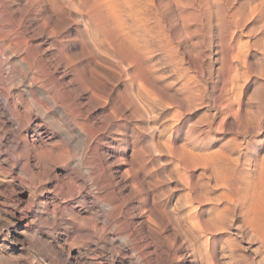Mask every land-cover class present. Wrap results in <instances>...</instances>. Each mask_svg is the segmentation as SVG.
Instances as JSON below:
<instances>
[{
	"label": "rangeland",
	"instance_id": "obj_1",
	"mask_svg": "<svg viewBox=\"0 0 264 264\" xmlns=\"http://www.w3.org/2000/svg\"><path fill=\"white\" fill-rule=\"evenodd\" d=\"M66 1L69 3L64 4ZM83 1L0 0V31L7 32L11 28V32H9L11 33V37L13 34V41H10L12 49L17 50V45H20V48H25L26 51L24 53L28 54L29 64H32L34 57L36 64H39L38 69L36 68L37 70H34V72L36 71L35 73L39 76L45 75L44 77L48 81H51L54 93L58 92L59 96L63 97H60V99H65L64 102L71 104V107L75 111L74 114L77 115L79 120L86 121L84 126L86 133H95V139L91 142L88 152L89 159L87 158L86 160L89 161L88 163L91 166L92 162L96 161L94 157H97L102 163L106 177L113 181V189H111L114 191L116 198H118V201L121 198L124 200L123 205L128 210V215H126L127 221L132 222L137 230L141 228L140 223L143 220V215L139 207L140 204H138V197L140 199L143 196L138 180H141V176L144 175L146 176L144 178L146 180L150 176L157 177L160 180V177L163 175L167 178L166 185H169V189L165 190L164 183L159 182L157 183V190L166 195L165 197L170 203H173L178 198L177 196L181 195L179 197H182L183 193H186V190L187 192H191L192 195L203 192L202 210L204 218L213 214L210 209L211 203L214 201L213 199H216L217 195L215 193L219 192L218 196L220 195V197L217 196L219 200L217 201L218 205L220 208L222 206L224 211L226 210L224 212V226L226 230L221 232L220 238L222 241H226L227 237L230 236L235 238L239 245L236 246L237 248L234 253H230L225 244H223L222 248L218 246L216 264H264L261 260L262 252L259 248V242L254 233L250 231H242L241 233L239 231V226L242 225L241 221L243 220L240 204H237V200L234 202L228 201L231 198L230 195L232 197L236 196L235 199L243 196L242 194L244 193H246L247 196L244 195V197L247 199L253 196L254 198L252 199L255 201L256 206L258 204L257 210L261 216L258 217L264 222L262 220L264 218V0H90V2L89 0L87 2L85 0V4ZM93 4H95V7L89 10ZM78 5L81 8H78ZM86 6L88 7L87 9ZM85 10L88 16H85ZM39 11L41 12L39 13ZM57 11H60V15L57 14ZM80 14H84V16L81 17ZM126 17L128 19H125ZM193 17H195V20ZM80 18L84 20L81 21ZM191 19L192 21H190ZM38 20L39 22L37 23L36 21ZM87 20L90 23H87L90 27L85 23ZM50 21L52 22L50 23ZM120 21H124L125 28L122 22V25L120 24ZM178 21H184L185 26L182 24L183 22L180 23ZM186 26L190 30L195 27V34H185L184 28ZM64 27L66 30L63 29ZM98 28H100L99 31H97ZM116 30L119 32V36L121 35L123 38L115 35L117 33ZM113 33L116 36L115 38ZM81 34L82 36H80ZM94 35L97 36L95 37ZM103 35L105 36L104 38ZM106 36H108V39L110 36L112 37L110 38L112 42L109 40L113 44L110 47L113 48H108L109 41L105 42L107 41ZM117 37L118 40L116 39ZM119 38L122 40H119ZM124 38L125 40L123 41ZM88 39L94 40L89 42ZM99 42H101V48L104 46L103 49L107 50V53L101 56V59L103 58L102 61L100 56H96L97 54H94V51L89 50L91 46L96 45L99 47ZM80 44L82 45L80 46ZM55 45H58L59 48ZM86 47L87 49H85ZM66 49L67 51H65ZM81 50L82 53L80 52ZM110 51L113 52L111 53ZM71 52L75 54L73 55ZM62 54H68L69 57ZM9 55V62L6 68L13 71L16 69L15 67H17L18 62L15 56L10 53ZM32 55L33 57L31 58ZM97 60L101 61L100 64ZM63 62L64 64H62ZM127 63L130 64L128 65ZM91 65H95V67ZM40 66L42 67L41 74ZM124 66L126 67L124 68ZM61 67L63 70H61ZM119 67L122 68L123 72L117 69ZM89 71L91 75H89ZM128 71L130 72L129 74ZM125 74L127 75L125 76ZM94 76L97 78H94ZM15 78H18L17 82H19L23 76L16 72ZM132 79L134 81L131 82ZM97 81L101 84L98 85ZM24 83L16 87L27 89V91H36L37 96H39L41 93L39 89L37 91L36 88H28V85L27 87L26 85L23 86ZM142 83L144 86H141ZM60 85L61 87H59ZM16 87H12V93L16 92ZM101 87L102 89H100ZM195 89H198L196 93ZM90 91H94V93L92 92L93 95ZM151 92H154L155 96ZM148 93L151 94L149 95L150 97L145 98V95L148 96ZM139 98L142 99L140 100ZM130 99L134 101L138 100L135 101L137 103L135 104L136 106L131 105ZM122 100L125 101L123 102ZM150 100L154 102L151 101L150 103ZM0 101H3L2 97H0ZM126 101L130 104L128 105ZM114 103L120 107L121 114L115 120L112 118V109L110 108ZM140 103L144 104L140 105ZM227 103L228 106H226ZM146 110L148 113L145 112ZM41 116L37 110H33V114L30 115L31 129L29 134L33 133V136H29L33 138V142L29 141L28 145L34 146L38 149L37 151H41L42 148V151H44L45 147L44 152L59 166L57 169L59 171L56 170V174L61 180V186L64 185L60 186V191L54 188L53 173L40 175L42 179L39 176L38 178L37 176H31L30 172L23 167L22 158H16L8 149L11 143L8 140L0 138V264H49L46 263L47 261H50V264H88V262L89 264H117V261H111L105 255H96L92 251H89L88 255L85 254L84 249L88 248L87 246L91 249L94 246L90 243L88 244L86 241L74 243V238L71 239L74 235V230H76L75 224L77 221L74 218V209L79 210L81 205L91 206L92 202H90L91 199L87 188L76 190V193L73 195L74 198L67 196V189L65 192L66 184L63 177L67 168L65 164L66 156L58 147L59 144L61 145V139L64 136H62L61 130L57 128L65 126L62 114L56 110H52L46 116ZM47 117L49 120H47ZM4 120L6 118H0V126L3 125ZM36 121L39 122V127L35 126ZM15 124V122H12L8 124V127H10H7L8 130L10 129L9 132L12 131L10 132L12 134L18 133L17 124ZM5 129L4 127L0 131L2 132ZM48 134L49 136L51 134V138L48 137ZM37 145L42 147H37ZM73 145L69 146V154L74 157V172L79 175L76 179V184H79L82 181L81 175L85 171L84 166L86 162L84 161L83 164H79V160H77L82 156V145ZM39 148L41 149L39 150ZM5 150H7V153ZM29 164L35 170V160L30 159ZM78 164L79 166H77ZM133 164L135 165L133 166ZM175 164L178 166H175ZM124 170L126 171L124 172ZM19 171L20 173H18ZM114 171L116 172L114 173ZM214 171L216 172L214 173ZM236 173L237 175L235 176ZM175 174L179 177L177 178ZM184 174L187 175L185 176ZM207 174L210 178L205 176ZM211 175H215L213 176L215 180H212ZM223 175H226L225 178L228 180L223 178ZM181 177L185 178L182 179ZM216 177L217 180L220 178L218 183L216 182L217 186L215 184V181H217ZM184 179H187L190 183L187 181L183 182ZM219 181H222V185L226 181H230L227 182L230 184L226 183L224 187L220 185ZM36 182L39 184H36ZM211 182L213 185H211ZM241 182L242 184L240 185ZM184 183L188 185L185 186ZM237 185L240 186V189ZM212 186L216 187L213 188ZM231 186L233 187L232 189ZM241 186L244 188H241ZM197 188L199 189L197 190ZM230 189L234 190L233 194L232 191L230 192ZM242 189H244V192ZM248 190L252 193H249ZM155 192V189H149L150 196ZM221 192H226L225 195L223 194L225 197L221 195ZM204 195L207 196V199ZM226 195H229V197L227 198ZM4 200L6 201L4 202ZM227 211H229L230 215ZM17 215H19V218ZM88 216L89 214L82 212L80 217L88 220ZM51 220H53V223ZM166 234V230L159 231L158 233H146L147 250L152 251L153 259L157 260L159 264H177L179 261L176 256L180 252L176 249L169 251L168 245L170 244V240L166 238ZM112 236L116 243L115 245L118 246V241L119 244L121 241L119 238L120 234L117 233L116 235L112 232ZM20 239L23 240L19 241ZM34 245H36V248ZM236 252L238 253L237 255ZM245 253L246 255H244Z\"/></svg>",
	"mask_w": 264,
	"mask_h": 264
},
{
	"label": "bare ground",
	"instance_id": "obj_2",
	"mask_svg": "<svg viewBox=\"0 0 264 264\" xmlns=\"http://www.w3.org/2000/svg\"><path fill=\"white\" fill-rule=\"evenodd\" d=\"M25 1V0H24ZM53 1V0H52ZM54 1H57V0H54ZM60 1V0H59ZM63 1V0H62ZM70 1V0H69ZM73 1V0H72ZM76 0H74L75 2ZM80 1V0H79ZM83 1V0H81ZM27 2V1H26ZM68 1H66L64 4H67ZM73 2V3H74ZM87 2V0H86ZM90 2V0H89ZM93 2V1H92ZM91 2V4H92ZM120 2V1H119ZM123 2V1H122ZM122 2H121V5H122ZM34 3V2H33ZM32 3V4H33ZM38 3V2H37ZM69 3V2H68ZM77 3V2H76ZM83 3L85 4V0L83 1ZM40 4V3H39ZM43 4V3H42ZM52 4V3H51ZM62 4V3H61ZM84 4H82L83 7ZM124 4V3H123ZM59 5V4H58ZM77 5V4H76ZM75 5V6H76ZM87 5V4H86ZM95 4H93L92 8H90L89 10L93 9V7ZM98 5V4H97ZM129 5V4H128ZM7 6V5H6ZM35 6V5H34ZM41 7V5H39ZM54 6V5H53ZM55 6H56V3H55ZM67 6V5H65ZM89 6V5H88ZM124 6V5H123ZM189 6V5H188ZM191 6V4H190ZM193 6V5H192ZM47 7V6H46ZM91 7V6H90ZM125 7V6H124ZM11 8V7H10ZM60 8V7H59ZM58 8V9H59ZM69 8H72V7H69ZM68 8V9H69ZM78 8H81L79 7L78 5ZM88 7L86 6V9ZM126 8V7H125ZM130 8V7H129ZM193 8V7H191ZM195 8V7H194ZM42 9V8H41ZM53 9V8H52ZM51 9V10H52ZM56 9V10H58ZM73 9V8H72ZM123 9V8H122ZM196 9V8H195ZM46 10V9H45ZM50 10V11H51ZM55 10V9H53ZM63 10V9H62ZM67 10V9H66ZM87 10V11H89ZM124 12L126 11L125 9H123ZM189 10V8H188ZM191 10V9H190ZM1 11V10H0ZM29 11V10H28ZM61 11V10H60ZM60 11L57 13L59 14ZM76 11V10H75ZM131 11V10H130ZM186 11V10H185ZM194 11V9H193ZM4 12V11H3ZM41 11H39L40 13ZM93 12V11H92ZM91 12V14H92ZM102 12V11H101ZM182 12V11H180ZM188 12V11H186ZM27 13V12H26ZM53 13V12H52ZM69 13V12H68ZM82 13V11H81ZM86 10H85V14H86ZM100 13V12H99ZM127 13V12H125ZM132 13V12H130ZM192 13V11H191ZM191 13H188V14H191ZM195 13V12H194ZM2 14V12H1ZM34 14V13H33ZM45 14V13H44ZM47 14V13H46ZM49 14V12H48ZM65 14V13H64ZM90 14V13H89ZM90 14V15H91ZM102 14V13H101ZM186 14V13H185ZM187 14V15H188ZM197 14V13H195ZM3 16H5L4 14H2ZM51 15V14H50ZM60 15V14H59ZM78 15V14H77ZM81 15V14H80ZM79 15V16H80ZM104 15V14H103ZM133 15V14H132ZM193 15V14H192ZM37 16V14H36ZM35 16V18H36ZM49 16V15H48ZM65 16V15H64ZM67 16V15H66ZM84 16V14L81 15V17ZM85 16H88L87 14ZM94 16V14H93ZM6 17V16H5ZM33 17V16H32ZM38 17V16H37ZM41 17V16H40ZM44 17V15H43ZM46 17V15H45ZM59 17V16H58ZM57 17V18H58ZM69 17V16H67ZM72 17H74L72 15ZM92 17V16H91ZM110 17V16H109ZM134 17V16H133ZM60 20L61 17H59ZM79 18V17H78ZM77 18V19H78ZM86 18V17H85ZM90 18V17H89ZM101 18V17H100ZM136 18V17H135ZM134 18V19H135ZM179 18V17H178ZM182 18V17H181ZM186 18V17H185ZM184 18V20H186ZM188 18L190 19V17L188 16ZM194 20H195V17H193ZM192 18V19H193ZM52 19V18H51ZM65 19V17H64ZM88 19V18H87ZM111 19V18H110ZM125 19H128L127 17ZM136 19H140V18H136ZM188 19V20H189ZM192 19L190 21H192ZM34 20V19H33ZM40 20V19H39ZM36 21L37 23L39 22ZM45 20V19H44ZM54 20V19H53ZM59 20V19H57ZM81 20V18H80ZM84 20V19H82ZM81 20V21H82ZM92 20V19H91ZM106 20H107V16H106ZM131 20V19H129ZM141 20V19H140ZM178 20V19H177ZM181 20V19H180ZM43 21V19H42ZM55 21V20H54ZM63 21V20H62ZM69 21V20H68ZM77 21V20H75ZM90 21V20H89ZM94 21V20H93ZM105 21V20H104ZM109 21V19H108ZM125 21V20H124ZM124 21H120V24L121 22L123 23L124 25ZM17 22V21H16ZM34 22V23H36ZM52 21H50L51 23ZM97 22V20H96ZM95 22V23H96ZM101 22V21H100ZM99 22V23H100ZM180 22V21H178ZM183 22L182 24H184V21H181ZM180 22V23H181ZM195 22V21H194ZM81 23V22H80ZM84 23V22H83ZM83 23H82V26H83ZM85 23L87 24H90L87 21H85ZM94 23V24H95ZM107 24V22H105ZM186 23V22H185ZM42 24V23H41ZM69 24V22H68ZM90 27V25H88ZM98 24V23H97ZM110 24V23H109ZM128 23L126 22V25ZM187 24V23H186ZM196 24V23H195ZM198 24V22H197ZM11 25V24H10ZM24 25V24H23ZM43 25V24H42ZM71 25V23H70ZM69 25V26H70ZM85 25V24H84ZM92 25V23H91ZM99 25V24H98ZM122 25V24H121ZM199 25V24H198ZM198 25H195V26H198ZM36 26V25H35ZM40 26V24H39ZM45 26V25H44ZM77 26V25H76ZM86 26V27H87ZM96 26V24H95ZM94 26V27H95ZM101 26V24H100ZM128 26V25H127ZM181 26V24H180ZM185 26V24H184ZM30 27V26H29ZM66 27V26H65ZM65 27L63 29H65ZM93 27V28H94ZM107 27V26H106ZM112 27V25H111ZM131 27V26H130ZM161 27V26H160ZM23 28V27H22ZM39 28V27H38ZM82 28V27H81ZM88 28V27H87ZM104 28V27H103ZM109 29V27H107ZM122 28V27H121ZM124 28H125V25H124ZM128 28V27H127ZM198 28V27H196ZM5 29V28H4ZM6 29H9V28H6ZM11 29V28H10ZM9 29V31L11 32V30ZM75 29H77L75 27ZM84 29V28H83ZM92 29V28H91ZM95 29V28H94ZM100 28L97 29V31H99ZM112 29V28H111ZM131 29V28H129ZM162 29V28H160ZM184 33L186 31L185 34H192L193 33L195 34V27L194 29L190 30L187 28V26L184 28ZM3 30V29H2ZM43 30V29H42ZM46 30V29H45ZM54 30V29H53ZM66 30V29H65ZM104 31V29H102ZM106 30V29H105ZM7 31V32H4V31H0V97L3 98V101L1 102L0 101V118L1 117H4L6 118V120H4L5 122L3 123L2 126H0V130H2L4 127L6 128L4 131H0V138L4 139V140H8L11 144H9L8 146V149L10 150V152L16 157V158H22L23 160V167L28 171L30 172L29 174H31V176H38L40 177V175H43L45 173H53V179H54V188L55 189H59L58 191L61 190L60 186H61V180L59 179L58 175L56 174V170L59 168V166L56 164V162L49 156L47 155L44 151H45V147H44V151L43 148L41 151H37L38 149H36L34 146H29L28 145V142L29 141H32L33 142V138H30V136L32 137L33 133L30 135L29 134V131L31 129L30 127V115L33 114V110H37V112L42 115L41 117L43 116H46L50 111L52 110H56L58 112H60L62 114V117L64 119V124L65 126L64 127H57L58 129L61 130L62 132V136H64V138L61 139V145L59 144L58 147L59 149L65 154L66 156V159H65V164L67 166L66 168V171L64 172V177L65 178V192H66V189H67V196L68 197H73L74 193H76L75 191L76 190H79L80 188L84 189V188H87L86 190L88 191V195L90 196V199L92 202V205L91 206H83L81 205L80 206V209L79 210H75L74 209V218H76V224H75V228L76 230H74V237L72 236L71 239L74 238V243H78V242H81V241H86L88 242V244L90 243L91 245H93L94 247L91 249L89 246H87L88 248L84 249L85 251V254L88 255V253H90L89 251H92L93 253H96V255H105L107 256V258H109L111 261H117L116 263L117 264H159L157 260H154L152 257V251H148L147 250V247H148V242L146 241V233L147 234H150V233H158L159 231H164L166 230L167 231V234H166V238L168 240H170V244L168 242V249L169 251L172 250V249H176V250H179L180 254L177 257L178 259V263L177 264H216V256H217V252H218V249L219 248H222L223 247V244H225V246L228 248V251L231 253V252H235L236 251V246L239 245L238 242L236 241L235 238H232V237H227L226 241H222V239L220 238V235H221V232L223 230H226V227L224 226V218H225V211L223 209V207L221 206V208L219 207L218 205V193H215L216 196V199H213L211 201H213L211 203V211L213 212L212 215L208 216L207 218H204L203 216V210H202V205H203V195L202 193L203 192H200V193H194V195H192L191 192H187V190L184 188V190H186V193L184 194L183 193V196L182 197H179L177 196L178 198H176V200H174L173 203H170L169 200L165 197L166 195H164L162 192H160L159 190H157V183L159 182H163L164 183V189L165 190H168V186L166 185V181H167V178L163 175L161 176V180L157 177H154V176H150L148 180L144 179L146 176H141V180H138V184H139V187L142 191V196L140 199L138 197V200H139V207L141 208V211H142V215H143V220L141 221L140 225H141V228L139 230L136 229V227L134 226V224L132 222H129L127 221V217L126 215H128V210L125 209V205H123L124 203V200L121 198L120 201H118V198H116L115 194H114V191L112 190V182L111 180H109L106 175H105V172H104V169L102 167V163L99 161V159L97 157H94L96 158V161H93L92 162V166L90 165V163H88L89 161H87L86 159L89 157L88 156V152H89V149H90V144L92 141H94L95 139V133H86V131L84 130V126H85V122H83V120H79V118L77 117V115H75V111H74V108L71 107V104L70 103H67V102H64L65 99H60L61 96H59V93H54V91L52 90L53 86H51V81H48L47 78H45L44 76L45 75H41L39 76L37 73L34 72V70H37L38 69V65L36 64V61L33 57V55L31 56V58L33 57V62L32 64L28 62V54L24 53L26 51V49L23 47L20 48V45H17L16 49L17 50H13L12 47H11V44H10V41H13L12 40V37H13V34H12V37H11V33ZM15 31V30H13ZM22 31V29H21ZM63 31V30H62ZM92 31V30H91ZM94 31V30H93ZM96 31V29H95ZM101 31V32H103ZM113 31V29H112ZM111 31V32H112ZM163 31V30H162ZM161 31V32H162ZM198 31V30H197ZM54 32V31H53ZM52 32V33H53ZM86 32V31H85ZM89 32V30H88ZM115 32V31H114ZM116 36L118 35L119 36V32L116 30ZM126 32V31H125ZM124 32V33H125ZM129 32V31H128ZM22 33V32H21ZM24 33V32H23ZM77 33V31H76ZM90 33V32H89ZM87 33V34H89ZM97 33V32H96ZM100 33V32H99ZM123 33V34H124ZM197 33V32H196ZM202 33V32H201ZM25 34V33H24ZM55 34V32H54ZM59 34V33H58ZM71 34V32H70ZM85 34V33H84ZM92 34V33H91ZM95 34V33H94ZM105 34V33H103ZM109 34H111L109 32ZM122 34V35H123ZM127 34V32H126ZM16 35V33H15ZM14 35V36H15ZM47 35V34H46ZM77 35V34H76ZM90 35V34H89ZM88 35V36H89ZM102 35V34H101ZM129 36V34H127ZM130 35H131V32H130ZM177 35V34H176ZM175 35V36H176ZM17 36V35H16ZM15 36V37H16ZM24 36V35H23ZM45 36V34H44ZM51 36V35H50ZM67 36V35H66ZM82 36V34L80 35ZM85 36V35H83ZM95 36V35H94ZM93 36V37H94ZM97 36V35H96ZM95 36V37H96ZM113 36H114V33H113ZM114 36V38L116 37ZM121 36V35H120ZM119 36V37H120ZM124 36V35H123ZM169 36V35H167ZM188 36V35H187ZM185 36V37H187ZM28 37V35H27ZM77 37V36H76ZM94 37V38H95ZM105 36L103 35V38ZM107 37V41H105L106 43L109 41V47L108 48H113V47H110L112 46L113 44L111 43L112 42V38L110 36V40L108 39V36ZM122 37V36H121ZM127 37V36H126ZM133 37V36H132ZM177 37V36H176ZM189 37V36H188ZM191 37V35H190ZM17 38V37H16ZM55 38V37H54ZM66 38V37H65ZM85 38V37H84ZM87 38V37H86ZM90 38V37H89ZM102 38V39H103ZM113 38V39H114ZM123 38V37H122ZM128 38V37H127ZM126 38V39H127ZM63 39V38H62ZM97 39V38H96ZM118 40V37L116 38ZM121 38H119L120 40ZM177 39V38H176ZM190 39V38H189ZM80 41V39H78ZM89 42L90 41H93V40H90L88 39ZM99 40V39H97ZM103 40H106V39H103ZM103 40H101L103 42ZM115 40V39H114ZM113 40V41H114ZM122 40V39H121ZM125 40V38L123 39V41ZM23 41V40H22ZM29 41V40H28ZM83 42V40H81ZM127 41V40H126ZM120 42V41H118ZM122 42V41H121ZM130 42V41H129ZM162 42V41H161ZM21 43V42H20ZM41 43V42H40ZM98 43V42H97ZM101 42H99L98 45H100ZM111 43V44H110ZM123 43V42H122ZM84 44V43H83ZM95 44V42H94ZM104 45H106L105 43H103ZM119 44V43H118ZM183 44V43H182ZM82 44H80L81 46ZM89 45V44H88ZM122 45H125V44H122ZM179 45V44H178ZM195 45V44H194ZM58 47V45H55ZM107 46V45H106ZM127 46V44H126ZM176 46V45H175ZM89 47V46H87ZM87 47L85 49H87ZM104 47V46H103ZM103 47L101 48V45L99 47H97L96 45L95 46H91L89 47L91 51H94L93 53L94 54H97L96 56H100V59H101V56L102 54H105L107 53L105 49H103ZM118 47V45H117ZM177 47V46H176ZM179 47V46H178ZM187 47V46H186ZM59 48V47H58ZM67 48V47H66ZM106 48V47H105ZM115 48V47H114ZM45 49V47H44ZM57 49V48H56ZM61 49V48H60ZM80 49V48H78ZM83 49V48H82ZM117 49V48H116ZM129 49V48H128ZM177 49V48H175ZM63 50V49H62ZM105 50V51H104ZM111 50V49H110ZM56 51V50H55ZM60 51V50H59ZM67 51V49L65 50ZM71 51V50H70ZM76 51V49H75ZM85 51V50H84ZM120 51V50H119ZM178 51V50H177ZM188 51V50H187ZM62 52V51H61ZM74 52V51H73ZM82 53V50L80 51ZM90 52V51H89ZM111 53L113 51H110ZM189 52V51H188ZM10 54H12L13 56H15V58L17 59V67H15L16 69L15 70H11V69H8L6 68V65L8 64L9 62V57H10ZM67 53V52H65ZM72 53V52H71ZM87 53V52H86ZM91 53V52H90ZM110 53V54H111ZM127 53V52H126ZM124 53V54H126ZM129 53V51H128ZM177 53V52H176ZM53 54V53H52ZM56 54V53H55ZM68 54H70V52H68ZM68 54H64L65 56H68ZM73 55L75 53H72ZM77 54V53H76ZM79 54V53H78ZM116 54V53H115ZM135 54V53H134ZM192 54V53H191ZM11 55V57H12ZM54 55V54H53ZM57 55V54H56ZM63 55V54H62ZM63 55V56H64ZM89 55V54H88ZM109 55V53H108ZM119 55V54H118ZM122 55V54H121ZM131 55V54H130ZM105 56V55H104ZM103 56V57H104ZM107 56V55H106ZM110 56V55H109ZM113 56V55H112ZM111 56V57H112ZM115 56V55H114ZM123 57H125L124 55H122ZM134 56V55H133ZM36 57V56H35ZM62 57V56H61ZM69 57V56H68ZM81 57V56H80ZM122 57V58H123ZM186 57V56H185ZM184 57V58H185ZM30 58V60H31ZM57 58V57H56ZM63 58V57H62ZM84 58V57H83ZM106 58V57H105ZM131 58V57H130ZM187 58V57H186ZM65 59V58H64ZM70 59V58H69ZM76 59H78L76 57ZM80 59V58H79ZM93 59V58H92ZM97 59V58H96ZM103 59V58H102ZM101 59V61H102ZM125 59V58H123ZM59 60V59H58ZM72 60V58H71ZM89 60V59H88ZM112 60V59H111ZM129 60V58H128ZM85 61V60H84ZM90 61V60H89ZM96 61V60H95ZM98 61V60H97ZM100 60L98 61L99 64L101 62ZM104 61V60H103ZM113 61V60H112ZM126 61V60H124ZM123 61V62H124ZM15 62V61H14ZM83 62V61H82ZM109 62V61H108ZM121 62V61H120ZM43 63V62H42ZM60 63V62H58ZM71 63V61H70ZM68 63V64H70ZM97 63V62H95ZM113 63V62H112ZM126 63V62H125ZM136 63V61H135ZM64 64V62L62 63ZM61 64V65H62ZM93 64V63H92ZM102 64V63H101ZM114 64V63H113ZM128 64V63H127ZM130 64V63H129ZM128 64V65H129ZM180 64V63H179ZM37 65V66H35ZM50 65V64H49ZM66 65V64H65ZM87 65V64H86ZM98 65V64H96ZM103 65V64H102ZM115 65V64H114ZM113 65V66H114ZM124 65V64H122ZM83 66V65H82ZM84 66H85V63H84ZM92 66V65H91ZM112 66V67H113ZM41 67V66H40ZM92 67H95L92 66ZM97 67V66H96ZM100 67V66H99ZM98 67V68H99ZM126 66H124L125 68ZM142 67V66H141ZM37 68V69H36ZM65 68V67H63ZM81 68V67H80ZM84 68V67H83ZM89 68V66H88ZM87 68V69H88ZM91 68V67H90ZM101 68V67H100ZM144 68V67H143ZM186 68V67H185ZM40 69V74H41V68ZM58 69V68H57ZM86 69V68H85ZM117 69H120L122 70L121 67L117 68ZM128 69V68H127ZM53 70V69H52ZM51 70V71H52ZM61 70L62 67H61ZM82 70V69H81ZM125 70V69H124ZM129 70V69H128ZM148 70V68H147ZM39 71V70H38ZM44 71V70H43ZM60 71V70H59ZM68 72V70H66ZM93 71V69H92ZM91 71V72H92ZM137 71V70H136ZM16 72H18V74H20L21 76H23L22 80H20L19 82H17L18 78H15L16 77ZM64 72V71H63ZM62 72V74H63ZM94 72H96L94 70ZM98 72V71H97ZM123 72V70L121 71ZM43 73V72H42ZM54 73V72H53ZM59 73V72H58ZM65 73V72H64ZM70 73V72H69ZM87 73V72H86ZM90 73V71H89ZM110 73V72H109ZM130 72L128 71V74ZM55 74V73H54ZM94 74V73H92ZM115 74V73H114ZM113 74V75H114ZM117 74V73H116ZM122 74V73H120ZM136 74V73H135ZM51 75V73H50ZM60 75V74H59ZM88 75V73H87ZM91 75V73L89 74ZM101 75V74H100ZM127 74H125L126 76ZM139 75V74H138ZM47 76V75H46ZM52 76V75H51ZM56 76V74H55ZM62 76V75H61ZM60 76V77H61ZM65 76V75H64ZM98 76V75H97ZM123 76V75H122ZM121 76V77H122ZM130 76V75H129ZM135 76V75H134ZM58 77V76H57ZM87 77V76H85ZM89 77V76H88ZM96 76H94L95 78ZM120 77V75H119ZM49 78V77H48ZM92 79V77H90ZM94 78H93V81H94ZM97 78V77H96ZM129 78V77H128ZM58 79V78H57ZM80 79V78H79ZM87 79V78H86ZM119 79V78H118ZM136 79V77H135ZM55 80V79H54ZM101 80V79H100ZM128 80V79H127ZM130 80V79H129ZM53 81V80H52ZM58 81V80H57ZM62 82H64L63 80H61ZM66 81V80H65ZM72 81V79H71ZM92 81V80H90ZM92 81V82H93ZM102 81V80H101ZM134 81L133 79L131 80V82ZM187 81V79H186ZM189 81V80H188ZM27 82V84L25 83ZM77 82V80H76ZM83 82V81H82ZM98 82V81H97ZM136 82V81H135ZM134 82V83H135ZM145 82V81H144ZM23 86L27 85L29 86L28 88H36L37 91L39 89V91L41 92L39 94V96H37L36 94V91L34 92L33 90L31 91H27V89H20L16 86H20L21 84H23ZM54 83V82H53ZM68 83V81H67ZM65 82V84H67ZM90 83V82H89ZM99 83V82H98ZM128 83V82H127ZM141 83V82H140ZM61 84V83H60ZM64 84V85H65ZM101 83H99L98 85H100ZM114 84V83H113ZM62 85V84H61ZM61 85L59 87H61ZM104 85V84H103ZM116 85V84H114ZM125 85V84H124ZM34 86V87H33ZM94 86V84H93ZM102 86V85H101ZM141 86H144L143 83L141 84ZM197 86V85H195ZM12 87H16V92L12 93ZM56 87V86H55ZM99 87V86H98ZM108 87V86H107ZM127 87V86H126ZM199 87V86H198ZM57 88V87H56ZM66 88V87H65ZM131 88V86H130ZM129 88V89H130ZM143 88V87H142ZM147 88V87H146ZM193 88H194V85H193ZM55 89V88H54ZM62 89V88H61ZM102 89V87L100 88ZM122 89V88H121ZM138 89H139V86H138ZM148 89V88H147ZM199 89V88H198ZM197 89V90H198ZM66 90V89H65ZM71 90V89H69ZM197 90L195 89V93L197 92ZM57 91V89H56ZM55 91V92H56ZM68 91V90H67ZM73 91V90H72ZM105 91V90H104ZM107 91V90H106ZM140 91V90H139ZM138 91V92H139ZM144 91V89H143ZM153 91V90H151ZM94 93V91H92ZM92 92L90 91V93L92 94ZM121 92V91H119ZM126 92V91H125ZM129 92V91H128ZM142 93V91H140ZM89 93V95H90ZM108 93V92H107ZM127 93V92H126ZM146 93H147V90H146ZM151 93H154V92H151ZM194 93V92H193ZM199 93V92H198ZM61 94V93H60ZM129 94V93H127ZM134 94V93H132ZM131 94V95H132ZM144 94V93H143ZM62 95V94H61ZM93 95V94H92ZM95 95V94H94ZM98 95V93H97ZM102 95V94H101ZM148 96L145 95V98L147 97H150L149 95L151 94H147ZM64 96V95H62ZM91 96V95H90ZM137 96V95H136ZM142 96V95H141ZM154 96H155V93H154ZM41 97V98H40ZM89 97V96H88ZM96 97V96H95ZM100 97V96H99ZM124 97V96H123ZM129 97V96H128ZM131 97V96H130ZM134 97V96H133ZM140 97V96H139ZM144 98V96H142ZM153 97V95H152ZM151 97V98H152ZM63 98V97H61ZM127 98V97H126ZM138 98V97H137ZM155 98V97H154ZM93 99H94V96H93ZM97 99V98H96ZM99 99V98H98ZM102 99V97H101ZM105 99V98H104ZM108 99V98H107ZM110 99V98H109ZM128 99V98H127ZM140 100L142 98H139ZM103 100V99H102ZM115 100V98H114ZM126 100V99H125ZM124 100V101H125ZM137 100V99H136ZM135 100V101H136ZM139 100V102H140ZM146 100V99H145ZM144 100V101H145ZM107 101V100H106ZM123 101V100H122ZM123 101V102H124ZM130 101L132 102V106H136L135 104H137L133 99H130ZM138 101V100H137ZM149 101V100H148ZM147 101V102H148ZM151 101L153 100H150V103ZM109 102V101H108ZM129 102V101H128ZM143 102V100H142ZM146 102V101H145ZM154 102V101H153ZM152 102V104H153ZM76 103V102H75ZM78 103V102H77ZM120 103V102H119ZM127 103V101H126ZM80 104V103H79ZM78 104V105H79ZM96 104V103H95ZM109 104V103H108ZM111 104V103H110ZM128 104V103H127ZM130 104V103H129ZM128 104V105H129ZM144 103H140V105H143ZM148 104V103H147ZM147 104H145V106H147ZM151 104V105H152ZM103 105V104H102ZM126 105V104H124ZM127 105V106H128ZM226 105V104H225ZM105 106V105H103ZM122 106V105H121ZM228 106V103L227 105ZM108 107V106H107ZM142 107V106H141ZM111 109V113H112V118L113 120H115L117 117H119L121 114H120V107L118 105H116V103L112 104V106L110 107ZM148 108V107H146ZM77 109V108H76ZM126 109V108H125ZM145 110V108H144ZM103 111V110H102ZM109 111V109H108ZM154 111V109H153ZM130 112V111H129ZM146 113L147 110L145 111ZM150 112V110H149ZM135 113V112H134ZM59 114V113H58ZM125 114V113H123ZM122 114V115H123ZM35 115V113H34ZM88 115V113H87ZM102 118V117H101ZM51 119V118H50ZM53 119V118H52ZM104 119V118H103ZM106 119V118H105ZM40 120V119H39ZM47 120L48 117H47ZM41 121V120H40ZM55 121V119H54ZM93 121V120H92ZM3 122V121H2ZM12 122H15L17 124V129H18V133L17 134H12L9 132V130L7 129L8 127V124L12 123ZM57 122V120H56ZM109 122V121H108ZM107 122V123H108ZM15 124V125H16ZM34 124V123H33ZM39 122L36 121V124L35 126L36 127H39ZM98 125V124H97ZM100 125V124H99ZM112 125V123H111ZM48 126V125H46ZM45 126V127H46ZM62 126V125H61ZM94 126V125H93ZM96 126V125H95ZM3 127V128H2ZM10 127V126H9ZM8 127V128H9ZM15 129V128H14ZM13 130V129H12ZM33 130V129H32ZM118 130V129H117ZM14 131V130H13ZM35 131V130H33ZM119 131V130H118ZM41 134V133H40ZM98 134V133H97ZM30 135V136H29ZM48 137L51 138V134L49 136L48 134ZM117 137V136H115ZM40 138V137H39ZM42 139V138H41ZM57 139V138H56ZM35 140V139H34ZM126 140V139H125ZM40 141V139H39ZM38 141V142H39ZM42 141V140H41ZM37 142V143H38ZM44 142V141H43ZM150 142V141H149ZM45 143V142H44ZM43 143V144H44ZM82 145V156L80 158H78L77 160H79V164H83V162L85 161L86 162V165L84 166V172L82 173V181H80L79 184H76V179L79 177L78 174H76L74 172V157H72L70 154H69V146L70 145ZM5 145V143H3ZM8 145V144H7ZM73 145V146H74ZM109 145V144H108ZM127 145V144H126ZM149 145V143H148ZM1 146V145H0ZM6 146V145H5ZM36 146V145H35ZM40 146V145H39ZM37 145V147H39ZM42 147V146H40ZM149 147V146H148ZM123 148V147H122ZM150 148V147H149ZM1 149V148H0ZM3 149V148H2ZM7 149V147H6ZM41 148H39L40 150ZM58 149V150H59ZM132 149V148H131ZM6 153H7V150H5ZM56 151V150H55ZM154 151V150H153ZM152 151V152H153ZM1 152H4V151H1ZM9 152V151H8ZM156 152V151H155ZM154 152V153H155ZM55 153V152H54ZM58 153V152H57ZM9 154V153H8ZM92 154V153H91ZM136 154V153H135ZM102 155V154H100ZM118 155V154H117ZM10 156V154H9ZM64 156V155H63ZM109 156V154H108ZM111 156V155H110ZM12 157V156H11ZM10 157V158H11ZM124 157V156H123ZM122 157V158H123ZM100 158V157H99ZM117 159V157H115ZM114 158V159H115ZM130 158V157H129ZM30 159H33L35 160V170L33 169V167L29 164V161ZM89 159V158H88ZM120 159V158H119ZM158 159V158H157ZM111 160V159H110ZM156 160V159H155ZM160 160V159H159ZM158 160V161H159ZM107 161V160H106ZM112 161V160H111ZM132 161V160H131ZM136 161V160H135ZM121 163V161H119ZM126 162V161H124ZM123 162V163H124ZM137 162V161H136ZM21 163V162H20ZM107 163V162H106ZM119 163V164H120ZM161 163V162H160ZM79 164L77 166H79ZM126 164V163H125ZM156 164V163H155ZM158 164V162H157ZM132 165V164H131ZM130 165V166H131ZM135 164H133L134 166ZM162 165V164H161ZM177 164H175L176 166ZM15 166V165H14ZM156 166V165H155ZM178 166V165H177ZM105 167V166H104ZM128 167V166H127ZM83 169V168H82ZM126 169V168H124ZM12 170V169H11ZM18 170V169H17ZM110 170V169H109ZM127 170V169H126ZM124 170V172L126 171ZM26 171V172H27ZM59 171V170H57ZM112 171V170H111ZM123 171V169H122ZM121 171V172H122ZM132 171V170H131ZM219 171V170H218ZM116 171H114L115 173ZM216 171H214L215 173ZM20 173V171L18 172ZM25 173V172H24ZM127 173V172H126ZM220 173V172H219ZM222 173V172H221ZM167 176L168 174L165 173ZM171 174V173H170ZM169 174V175H170ZM180 174V173H179ZM225 174V173H224ZM232 174V173H231ZM16 175V174H15ZM47 175V174H45ZM162 175V174H161ZM176 175V174H175ZM174 175V176H175ZM185 175V174H184ZM187 175V174H186ZM185 175V176H186ZM218 175V174H217ZM220 175V174H219ZM228 175V174H226ZM226 175H223V178H225ZM237 175V173L235 174V176ZM29 176V175H28ZM129 176V174H128ZM160 176V175H159ZM183 176V174H182ZM205 176H208L205 175ZM212 176V175H211ZM215 176V175H213ZM212 176V180H215V177ZM242 176V175H241ZM240 176V177H241ZM134 177V176H133ZM139 177V176H138ZM148 177V176H147ZM177 177V175H176ZM179 177V176H178ZM177 177V178H178ZM209 177V176H208ZM220 177V176H219ZM228 177V176H227ZM239 177V178H240ZM246 177V176H245ZM31 178V177H30ZM41 178V177H40ZM47 178V177H46ZM62 178V179H63ZM114 178V177H113ZM170 176L168 177V180H169ZM182 178V177H181ZM185 178V177H183ZM182 178V179H183ZM198 178V177H197ZM210 178V177H209ZM230 178V177H228ZM23 179V178H22ZM42 179V178H41ZM44 179V178H43ZM124 179V178H123ZM134 179V178H133ZM140 179V178H139ZM181 179V181H182ZM189 179V178H188ZM207 179V178H206ZM220 179V178H219ZM218 179V180H219ZM222 179V178H221ZM226 180H228L227 178H225ZM225 179H222V180H225ZM245 179V178H244ZM37 180V179H35ZM40 180V179H38ZM45 180V179H44ZM173 180V179H172ZM180 180V178H179ZM178 180V181H179ZM190 180V179H189ZM211 180V181H212ZM216 180H217V177H216ZM218 180L215 181V184L216 182L218 183ZM231 180V179H229ZM242 180V178H241ZM28 181V180H27ZM52 181V180H51ZM63 181V180H62ZM124 181V180H122ZM131 181V180H129ZM171 181V180H170ZM180 181V183H181ZM187 179L183 182H186ZM193 181V180H192ZM197 181V180H196ZM247 181V180H246ZM31 182V181H30ZM33 182V181H32ZM37 182H40V181H37ZM36 184H39L37 183ZM47 182V181H46ZM134 182V181H132ZM176 182V181H175ZM188 182V181H187ZM210 182V181H209ZM214 183V181H212ZM211 182V185H213V183ZM220 182V185L221 186H224L227 182H230V181H226V183H224L223 185L221 184L222 181H219ZM225 182V181H224ZM236 182V181H235ZM21 183V181H20ZM135 183V182H134ZM133 183V184H134ZM190 183V182H188ZM248 183V181H247ZM23 184V183H22ZM21 184V185H22ZM35 184V182H34ZM120 184V183H119ZM128 184V183H126ZM172 184V183H171ZM177 184V183H176ZM182 184V183H181ZM185 186H187L188 184L187 183H184ZM197 184V183H196ZM210 184V183H209ZM214 184V185H215ZM228 184V183H227ZM230 184V183H229ZM228 184V185H229ZM235 184H239V183H235ZM242 184V182L240 183V185ZM20 185V184H19ZM32 185V184H31ZM52 185V183H51ZM64 185V184H63ZM62 185V186H63ZM129 185V184H128ZM132 185V184H131ZM175 185V184H174ZM173 185V186H174ZM35 186V185H34ZM61 186V187H62ZM130 186V185H129ZM135 186V185H134ZM172 186V187H173ZM217 186V184H216ZM215 186V187H216ZM219 186V185H218ZM238 186V185H237ZM243 186V185H242ZM241 188H244L242 187ZM245 186V185H244ZM8 187V186H7ZM176 187V186H175ZM189 187V186H188ZM187 187V188H188ZM213 187V186H212ZM213 187V188H215ZM220 187V186H219ZM225 187V186H224ZM236 187V185H235ZM239 189H240V186H238ZM35 188V187H34ZM53 188V189H54ZM112 188V189H111ZM179 188V187H178ZM181 188H183V186H181ZM229 188V187H228ZM233 187L231 186V189ZM246 188V187H245ZM36 189V188H35ZM49 189V188H48ZM64 189V188H63ZM81 189V190H82ZM149 189H155V193L150 196L149 195ZM199 188H197L198 190ZM230 189V192L232 191ZM248 189V188H247ZM250 189V187H249ZM4 190V189H3ZM39 190V189H38ZM37 190V191H38ZM85 190V191H86ZM163 190V189H162ZM175 190V189H174ZM189 190V189H188ZM227 190V189H226ZM225 190V191H226ZM243 192H244V189H242ZM12 191V190H11ZM36 191V190H35ZM41 191V190H40ZM51 191V190H50ZM53 191V190H52ZM101 191V192H100ZM116 191V190H115ZM195 191V190H194ZM229 191V190H228ZM228 191H227V194H228ZM246 191V189H245ZM249 193L251 192L250 190H248ZM4 192V191H3ZM2 192V194H3ZM46 192V191H45ZM48 192V191H47ZM182 192H185V191H182ZM196 192V191H195ZM240 192V191H239ZM238 192V194H239ZM243 192H240V193H243ZM11 193V192H10ZM15 193V192H14ZM79 193V192H78ZM191 193V194H190ZM222 196L225 195L224 192H221ZM234 193V190L232 191V194ZM248 193V194H249ZM252 193V192H251ZM55 194V193H54ZM124 194V193H123ZM173 194V193H172ZM214 194V193H213ZM220 194V193H219ZM224 194V195H223ZM4 195V194H3ZM243 196L241 197H237L235 199V197H232L230 195V199L228 200L227 198L229 197V195L227 196L226 195V199L228 201H231V202H234V201H238L237 204L239 203L240 206H241V214L243 217V220L241 221L242 225L239 226V231L242 233V231H250V232H253L255 237L257 238L258 240V244H259V248L261 249V252H262V255H261V260L262 262H264V222H262L260 220L259 217H261L259 214H258V210H257V206H256V203L255 201H253L252 198H254L252 196V198L249 197V199H247L246 197H244V195H246V193L242 194ZM253 195V194H252ZM32 196V194H31ZM34 196H35V193H34ZM212 196V195H211ZM234 196V195H233ZM247 196V195H246ZM250 196V195H249ZM132 197H133V194H132ZM204 197H206L207 199V196L204 195ZM212 197H215V196H212ZM220 197V195L218 196ZM225 197V196H224ZM31 198V197H30ZM51 198V197H50ZM74 198V197H73ZM246 200H245V199ZM6 199V198H5ZM53 199V198H52ZM58 199V198H57ZM60 199V198H59ZM69 199V198H68ZM130 199V198H129ZM212 199V198H211ZM224 199V198H223ZM222 199V200H223ZM31 200V199H30ZM83 200V199H82ZM221 200V199H220ZM245 200V201H244ZM257 200V199H256ZM6 200H4L5 202ZM13 201V200H12ZM11 201V202H12ZM86 201V200H85ZM84 201V202H85ZM205 201V200H204ZM210 201V202H211ZM224 201V200H223ZM10 202V201H9ZM29 202V201H28ZM89 202V203H90ZM207 202V201H206ZM27 203V202H26ZM31 203V202H29ZM86 203V202H85ZM220 203V202H219ZM258 203V201H257ZM64 204V203H63ZM227 204V203H226ZM235 205V203H233ZM15 205V204H14ZM3 206V205H2ZM261 206V205H260ZM59 207V206H58ZM67 207V206H66ZM130 207V206H129ZM133 207V206H131ZM135 207V206H134ZM229 207V205H228ZM233 207V206H232ZM230 207V208H232ZM26 208V207H25ZM136 208V207H135ZM227 208V207H225ZM3 209V208H2ZM42 209V208H40ZM133 209V208H132ZM137 209V208H136ZM139 209V208H138ZM233 209V208H232ZM231 209V210H232ZM8 210V209H7ZM25 210V209H24ZM52 210V209H51ZM134 210V209H133ZM140 210V209H139ZM201 210V211H199ZM229 210V209H228ZM235 210V209H234ZM46 211V210H44ZM136 211V210H135ZM230 211V210H229ZM229 211H227V213L229 214ZM39 212V211H38ZM43 212V211H42ZM48 212V211H47ZM82 212L84 213H87L89 214L88 216V220H85L84 217H80ZM261 212H262V209H261ZM10 213V212H8ZM135 213V212H134ZM264 213V212H263ZM262 213V214H263ZM13 214V213H12ZM41 214V213H40ZM49 214V213H48ZM52 214V213H51ZM137 214V212H136ZM261 214V213H260ZM37 215V214H36ZM50 215V214H49ZM57 215V214H56ZM230 215V214H229ZM18 218H19V215H17ZM23 216V215H22ZM53 215H51L52 217ZM84 216V215H83ZM87 216V215H86ZM259 216V217H258ZM21 217V216H20ZM38 217V216H37ZM73 217V216H72ZM230 217V216H229ZM263 217H264V214H263ZM43 218V217H42ZM54 218V216H53ZM259 218V219H258ZM41 219V218H40ZM44 220V219H43ZM42 220V221H43ZM54 220V219H53ZM53 220L52 223H53ZM262 220L264 221V218H262ZM32 221V220H31ZM99 221V222H98ZM140 221V220H139ZM59 222V221H58ZM138 222V221H137ZM229 222V221H228ZM35 224V223H34ZM136 224V223H135ZM230 224V223H229ZM54 225V224H53ZM65 225V224H63ZM67 225V224H66ZM55 226V225H54ZM71 226V225H70ZM49 227V226H48ZM51 227V226H50ZM138 227V226H137ZM27 229V228H26ZM30 231V230H29ZM32 231V230H31ZM56 232V231H55ZM112 232H114V234L117 235V233L120 234L119 238H120V244H119V241H118V246L115 245L116 243L114 242V238L112 236ZM26 233V232H25ZM27 234H30V233H27ZM253 236V235H252ZM65 237V236H64ZM63 237V238H64ZM36 238V237H35ZM118 238V239H119ZM23 240V239H22ZM21 239L19 241H22ZM156 240V239H155ZM154 240V241H155ZM247 240V239H246ZM25 241V240H24ZM48 241V240H46ZM256 241V240H255ZM29 242V240H28ZM21 243V242H20ZM26 243V242H25ZM38 243V242H37ZM55 243V242H54ZM22 244V243H21ZM28 244V243H27ZM59 244V243H58ZM61 244V243H60ZM71 244V243H70ZM23 245V244H22ZM31 246V245H30ZM36 245H34L35 247ZM49 246V245H48ZM219 246V248H218ZM33 247V248H34ZM84 247V246H83ZM32 248V247H31ZM36 248V247H35ZM239 250V249H238ZM185 251V252H183ZM81 253V252H80ZM157 253V252H156ZM2 254V253H1ZM170 254V253H169ZM238 253L236 252V255ZM246 255V253L244 254ZM4 256V255H2ZM8 256V254H7ZM19 256H20V253H19ZM26 256V255H25ZM94 256V255H93ZM47 257V256H46ZM81 257V256H80ZM238 257V256H237ZM15 258V257H14ZM18 258V256H17ZM28 258V257H27ZM96 258V257H95ZM19 259V258H18ZM26 260V259H25ZM13 261V260H12ZM219 261V259H218ZM217 261V262H218ZM29 262V261H28ZM88 262V261H87ZM100 262V261H99ZM106 262V261H105ZM240 262V261H239ZM34 263V262H33ZM46 263H49L50 264V261H47ZM93 263V262H92ZM101 263V262H100ZM250 263V262H249ZM20 264V263H19ZM45 264V263H44ZM89 264V262H88Z\"/></svg>",
	"mask_w": 264,
	"mask_h": 264
}]
</instances>
